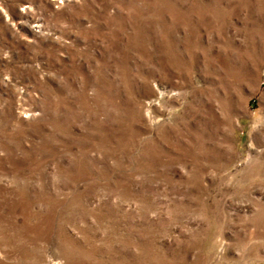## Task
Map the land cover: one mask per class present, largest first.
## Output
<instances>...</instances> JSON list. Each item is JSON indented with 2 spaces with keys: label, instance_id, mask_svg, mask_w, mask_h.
Wrapping results in <instances>:
<instances>
[{
  "label": "rangeland",
  "instance_id": "1",
  "mask_svg": "<svg viewBox=\"0 0 264 264\" xmlns=\"http://www.w3.org/2000/svg\"><path fill=\"white\" fill-rule=\"evenodd\" d=\"M0 264H264V0H0Z\"/></svg>",
  "mask_w": 264,
  "mask_h": 264
}]
</instances>
